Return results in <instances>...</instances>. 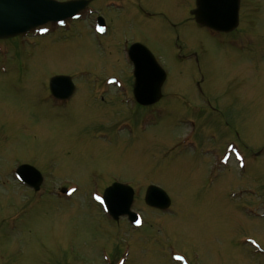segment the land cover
<instances>
[{
	"label": "rangeland",
	"instance_id": "374dc122",
	"mask_svg": "<svg viewBox=\"0 0 264 264\" xmlns=\"http://www.w3.org/2000/svg\"><path fill=\"white\" fill-rule=\"evenodd\" d=\"M89 1L0 41V264H264V0H240L229 34L188 22L194 0ZM134 41L166 74L151 107L132 96ZM54 76L75 86L61 105ZM19 165L69 194L22 208ZM112 181L135 189L137 225L100 204ZM150 185L168 210L144 204Z\"/></svg>",
	"mask_w": 264,
	"mask_h": 264
},
{
	"label": "water",
	"instance_id": "95a60500",
	"mask_svg": "<svg viewBox=\"0 0 264 264\" xmlns=\"http://www.w3.org/2000/svg\"><path fill=\"white\" fill-rule=\"evenodd\" d=\"M240 0H195V8L190 11L195 23L218 33H230L238 26ZM89 0L57 2L55 0H0V40L14 38L49 23H61L75 18L89 5ZM100 31L104 30L102 18L97 19ZM133 67L132 94L135 102L142 107L152 106L161 98V87L166 74L152 54L142 45L133 44L127 52ZM49 90L55 98L68 99L74 87L71 79L56 76L49 80ZM18 179L38 191L40 174L32 167L17 168ZM61 192H65L63 189ZM133 191L130 187L114 183L102 196V205L115 221L126 216L131 223L137 221L131 212ZM144 203L151 208L166 210L170 206L169 197L156 186H149Z\"/></svg>",
	"mask_w": 264,
	"mask_h": 264
},
{
	"label": "flooded vegetation",
	"instance_id": "af4514ba",
	"mask_svg": "<svg viewBox=\"0 0 264 264\" xmlns=\"http://www.w3.org/2000/svg\"><path fill=\"white\" fill-rule=\"evenodd\" d=\"M110 1H112V0H110ZM133 1H135V0H133ZM132 0H117V2H120V3H125V2H133ZM98 14V11L96 12V15ZM97 17H99L98 15L96 16V18ZM188 22H193L194 23V20H193V17H189L188 18ZM195 24V23H194ZM105 25H106V29L105 30H107V28H108V30H109V25H107L106 23H105ZM176 40H178V36H176ZM133 44L134 43H138V42H136V41H134V42H132ZM138 44H141V45H143L142 43H138ZM144 47H145V45H143ZM177 48L179 49L180 48V46H177ZM49 96H50V99H51V102L54 104V105H61L62 103H64V102H66V101H68V100H70V99H66V100H60V99H55V98H53L52 97V95H51V93H50V91H49ZM14 177H15V181H16V183L18 184V186L19 187H22V188H24L28 193H30V198L28 199V202H26V203H24L23 204V206H21L22 208H27V207H29L30 205H31V201L35 198V196L37 195V194H41V192H43V191H45L46 192V195L49 197H55L56 196V198H59V197H64L66 194H60V191H61V189H65L66 191H68L69 189H70V187L69 186H62V187H60L59 189H56V190H52V189H44V186H45V184H46V180H45V178L43 177V175H41V177H42V179H41V185H40V188H39V190L38 191H34L33 189H31V188H29L27 185H24L23 183H21V182H19L18 181V179H17V177H16V175L14 174ZM94 182H96V181H94ZM116 181H112V182H110L108 185H106V186H104V187H102V188H100V189H97V190H94V192H98V193H100V194H102L103 195V193H104V191L109 187V186H111L113 183H115ZM97 183V182H96ZM118 183H122V184H126V183H123V182H118ZM126 185H128V184H126ZM128 186H130V185H128ZM131 187V186H130ZM132 188V187H131ZM148 188V187H147ZM146 188V189H147ZM133 189V188H132ZM146 189H145V191H144V194H145V192H146ZM133 192H134V197H135V194H136V192H135V189H133ZM57 193H59V194H57ZM133 201H134V198H133ZM30 208V207H29ZM125 218V217H124ZM125 220H126V222H128V220H127V218H125ZM13 224H15V221L13 222ZM11 228L12 229H15V226L14 225H12L11 226ZM3 253H0V255H4V256H8L9 254H15V253H9V252H4V251H2ZM44 264H50V263H48L47 261H44ZM63 264H67L66 262H64Z\"/></svg>",
	"mask_w": 264,
	"mask_h": 264
}]
</instances>
